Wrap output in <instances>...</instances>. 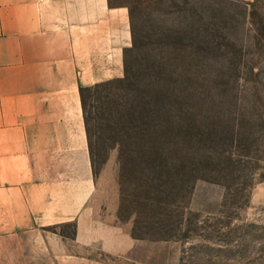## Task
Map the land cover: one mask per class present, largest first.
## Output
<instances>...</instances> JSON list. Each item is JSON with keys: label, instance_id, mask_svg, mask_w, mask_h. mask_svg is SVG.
I'll use <instances>...</instances> for the list:
<instances>
[{"label": "rangeland", "instance_id": "1", "mask_svg": "<svg viewBox=\"0 0 264 264\" xmlns=\"http://www.w3.org/2000/svg\"><path fill=\"white\" fill-rule=\"evenodd\" d=\"M115 1L133 45L85 93L88 214L144 241L119 264H264V0Z\"/></svg>", "mask_w": 264, "mask_h": 264}, {"label": "crops", "instance_id": "2", "mask_svg": "<svg viewBox=\"0 0 264 264\" xmlns=\"http://www.w3.org/2000/svg\"><path fill=\"white\" fill-rule=\"evenodd\" d=\"M132 45L127 3L0 0V264H119L146 250L88 214L98 182L80 87L124 76Z\"/></svg>", "mask_w": 264, "mask_h": 264}, {"label": "trees", "instance_id": "3", "mask_svg": "<svg viewBox=\"0 0 264 264\" xmlns=\"http://www.w3.org/2000/svg\"><path fill=\"white\" fill-rule=\"evenodd\" d=\"M105 84H107V83H97L95 85L88 86V87H80V94H81V98H82V106H83V111H84V118H85V98H84L85 97V93L87 91L91 90V89L100 88V87L104 86ZM90 154H91V157H92V164H93L94 162H93V156H92L91 149H90Z\"/></svg>", "mask_w": 264, "mask_h": 264}]
</instances>
